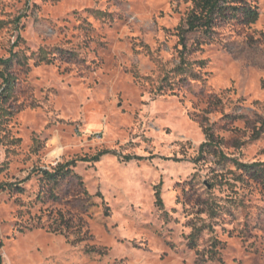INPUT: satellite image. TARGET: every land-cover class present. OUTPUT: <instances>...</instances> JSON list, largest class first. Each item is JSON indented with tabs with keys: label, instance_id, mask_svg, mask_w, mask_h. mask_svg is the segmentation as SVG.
<instances>
[{
	"label": "clouds",
	"instance_id": "9594fccd",
	"mask_svg": "<svg viewBox=\"0 0 264 264\" xmlns=\"http://www.w3.org/2000/svg\"><path fill=\"white\" fill-rule=\"evenodd\" d=\"M193 8L191 0H0V61H12L7 71L6 64L0 63V74L11 76L24 89V94L0 105L23 106L4 125L11 132L8 140H4L7 133L0 131V165H11L0 175V182L31 177L23 183L27 189L23 195L0 194V264H180L182 259H191L185 233L207 223L208 212L195 217V205H186L181 189L173 185L177 181L183 185L193 174L198 194L210 202L223 204L222 198L239 201L242 196L247 197L245 204L259 202L264 192L253 191L256 185L244 189L236 184L241 171L233 161H252L256 151L264 149V141L248 151L233 148L234 140H249L251 130L240 123L225 133L217 121L221 111H231L229 101L251 90V41L254 38L264 49V0H246L247 14L237 13L218 23L206 37L197 23L201 47L181 56L172 47L179 48L177 25L188 26ZM161 12L164 19H159ZM257 12L259 21L251 23ZM195 14L201 16V9ZM18 16L21 19L16 23ZM165 25L168 31L163 30ZM49 31L51 35L46 34ZM188 44L191 49V39ZM182 60L185 71L174 72ZM108 68L111 72L102 71ZM189 73L199 79L193 80ZM181 78L188 80L190 88H204L205 95L194 99L187 91L176 92ZM49 87L57 95L45 101ZM227 89H234L235 94ZM213 96H219L223 104L209 107ZM118 102L122 107H116ZM256 111L264 115V110ZM235 127L241 131H232ZM168 128L173 129L171 135H165ZM211 134L217 137L215 147L229 160L222 165L224 187L207 192L203 181L221 175L217 158L208 156L207 147L200 148L211 142ZM17 136L24 143L10 146L9 141ZM220 138L225 144H219ZM202 152L207 162H194ZM172 156L180 162L165 159ZM57 166L83 175L92 195L89 199L74 191L61 205L42 213L36 202L40 180L45 172L58 171ZM161 180L157 191L163 207L156 203L153 190ZM214 182L221 183L219 179ZM233 187L236 195L230 191ZM98 191L100 197L95 195ZM82 197L88 210L74 213L70 225L62 223L56 213H64L67 220L68 200ZM176 197L181 198L180 204L175 203ZM107 208L111 212L105 216ZM172 208L178 211L173 213ZM49 211L54 213L51 218ZM237 215L236 224L242 226V209ZM188 219H195L194 225L186 226ZM218 234L219 229L205 231L200 248L209 246V237L221 238ZM168 242L175 247H165ZM248 243L254 245L249 253L260 252L255 257L244 256L247 264L253 259L264 264V233H255ZM231 246L240 249L238 242ZM165 251L169 256L161 261ZM240 254L229 250L228 264ZM198 264H219V260L202 255Z\"/></svg>",
	"mask_w": 264,
	"mask_h": 264
},
{
	"label": "rangeland",
	"instance_id": "374dc122",
	"mask_svg": "<svg viewBox=\"0 0 264 264\" xmlns=\"http://www.w3.org/2000/svg\"><path fill=\"white\" fill-rule=\"evenodd\" d=\"M184 2L188 3L189 0H184ZM191 2L193 4V0H191ZM85 11H91V10L85 9ZM177 11H179V5H177ZM164 18H165V13L161 12L159 19H164ZM20 19H21V17H19V16L16 17V23H19ZM113 23H114V21H113ZM2 24H3V22H0V25H2ZM109 26L111 27V24ZM179 27H181V26L177 25V30ZM145 28L147 30H151L152 26L146 25ZM36 30L38 32L41 31V26L39 25V23L36 24ZM163 30L168 31V28L166 25L163 27ZM46 34L51 35L52 33L49 31ZM178 34H179V30H178ZM131 39H139V38L138 37H131ZM189 39L192 40L191 49L189 48V44H188ZM178 44H179V48H177V45H173L172 47L174 49H177V51L180 52L181 56H183L185 53H188L189 55H191L192 53L199 50L201 47L200 36L198 35V32L188 34V36H187L188 48H187V51H185V52H184V46L181 44V37L179 38ZM251 44L253 45V47H251V50H250V57H251L250 63H251V67L253 69V79H251L248 83V88H250L251 90L246 91L244 94L236 95V99L234 101H229V103L231 104V111H226L227 113H233V114L238 115V116L242 115L245 117V120H240L238 122H234L233 120H230V119L224 120L223 114L219 113L218 114L219 119L217 121V125L219 126V130L222 132H225V133L229 132L230 126H234V125H237L240 123L243 124L244 129H250L251 130V136H250L249 140L243 141V142H241L239 140H234L232 142V145H231L233 148H237V149L244 148L245 151L253 149L254 146L258 142L264 141V132L260 135V137L255 138L256 133H257L256 131H258L262 128L263 122H264V115H261L260 111H256V109L264 110V98H262V97H264V76H256L257 73L264 72V49L259 48V46L257 45V42L254 38L252 39ZM101 46H103V45H101ZM57 50L63 52V50H59V49H57ZM113 59H115V57ZM200 62H202V61H192L191 63L201 65ZM17 63H19V61H17ZM95 63L96 62L93 61L94 65H95ZM101 64L102 65L104 64L103 60L101 61ZM11 67L6 66V71H7V68H11ZM246 67H247V65H246ZM177 68L173 69V71L176 73H181V72L177 71ZM102 71L111 72V69L110 68L102 69ZM124 75H127V73L125 72ZM0 79H3V78L0 76ZM165 82H167V77H165ZM231 83L235 84L236 82L231 81ZM4 87H5V83L3 80V89H4ZM169 87H171V85H169ZM40 91L45 92V90L43 88H40ZM184 91H187L188 94L191 95L194 99H199L200 97H203L205 95V89L204 88H200L199 90H195L193 88H190L188 86V80L185 78H181V79H179V81L177 83L176 92L183 93ZM226 91L235 94L234 89H227ZM18 93L21 95L24 94V89L20 85H18L16 82L14 85L13 91L10 93L9 98L4 100V101H1L0 105L7 104L8 101L13 96L17 95ZM51 95H57V93L55 92V90L52 87H49L47 89V92H45L44 100L48 101L51 98ZM119 99H120V97L118 95V101H119ZM249 105H251V107H249ZM195 106L196 105L193 104V107H195ZM116 107L117 108L122 107V103L118 102L116 104ZM22 109H23V106L16 107L14 104H8L7 108L0 106V131H5L7 133L4 136V140H8L9 136H11V132L8 131L4 127V125L7 123H10L11 119L15 115H17L18 112L21 111ZM208 115L210 116L211 114H208ZM231 130L234 132L241 131V129L239 127L231 128ZM172 132H173V129H171V128L165 129V135H171ZM247 134L248 133L245 132V135H247ZM221 139H223V138H221ZM0 142H3V141H0ZM23 143H24V139L21 136H17L15 139L9 141V145L12 147L17 146V145H22ZM223 144H225L224 139H223L222 145ZM201 146L202 145H200V148H201ZM14 154H16V153H14ZM262 155H264V149H260V150L256 151V156H253L252 161L243 162V163H246V164L257 163V162L264 163V159H256L257 156H262ZM208 156L215 157L213 153L212 154L208 153ZM208 156H206L205 154L200 155L196 159V161H194V162H197V163L198 162H207ZM125 159H128V158L126 157ZM136 159L141 160V159H143V157L137 156ZM165 159H171L173 161V163H179L180 162L179 158L175 157V156L166 157ZM69 162H72V161H69ZM216 163H217V166L221 168V175L219 177L214 176L212 178V181H210L208 179H205L203 181V187L207 192H211L214 188H216L218 186L221 188L224 187V183L222 182L223 181L222 165H226L227 162L226 163L222 162V161H220L219 158H217ZM10 167H11V165L7 162L0 165V175H3V173ZM213 171H216V170L213 169ZM76 174L82 178L86 194L84 193L83 189H80L78 187V183L74 179H67L66 181L62 182L60 189L57 191L59 194V198H60L59 201L54 202L49 196H43L44 198L41 200V199H39V196L42 195L41 192H43L42 186H41L40 191L38 192V194L36 196V202L41 205V212L42 213L47 208H49L53 205H61L63 203L64 197L69 196L74 191L82 192L83 197H87L90 199L92 194L90 192H88L87 188L85 187L84 176L79 174V173H76ZM30 178H31L30 176L25 177L24 180L21 181L17 177H13V179L11 181L0 182V185L12 184L13 186H17V187L25 189V192H26L27 189L23 187V183ZM217 179H219L221 181V183H219V185H217V183L214 182ZM237 179H239V177L236 178V184L241 185L244 189L252 188V185L254 184V185H256V188L253 189V191L259 190L260 192H264V188L262 185L248 179L246 176H243L241 181H237ZM40 185H41V182H40ZM162 185H163V180H161V183L156 185L155 188L153 189L155 192V196L157 193V189H160L162 187ZM196 185H197L196 174H193L192 179L191 180H185L183 182V185H181L180 181H177L173 185V189L180 188L182 196L184 198V203L186 205L187 204L195 205V209H196L195 210V217L202 218L201 212L203 211L204 207L206 206L205 203H207L209 199H205L203 193L198 194V189H197ZM230 191L232 192L233 195L237 194L235 192L234 187L231 188ZM11 193L19 194V195L24 194V193L23 194L17 193L15 191H10V189H7L5 191L0 192V194H11ZM95 195L97 197H100L99 195H102V194L98 191L95 193ZM249 195H251V193H249ZM83 197L81 199L76 200L75 202L71 199L68 200L67 207L69 208V212L70 211H78L79 213H83V212H86L88 210V206L83 202ZM156 198H157V196H156ZM222 199H224V203L220 204L222 207V211H223L222 219H217L215 221L208 220L207 224L215 223L216 226L213 227V230H206L207 232L215 233L217 231V229H219L218 235L221 238H217L215 236L209 237L208 238L210 240L209 246L207 248H204V249L200 248L199 242L201 239H204V233L205 232L203 233L201 239L198 242V248L197 249H191L189 246V242H188V244L186 245L187 254L189 257H191V259H182L180 261V264H198L200 257L202 255H204V253L210 249L213 238L218 239L222 243V246H221L222 249L220 251L221 252L220 253L221 254V260H219V264H228V261L226 259V254L229 250L231 252H234V253L241 252L240 255H234L231 257V264H247V261L243 258L244 256L251 255L252 257H255V256L259 255V252H260L259 249H256L255 252L249 253L248 250L250 248H253L254 245L249 244L248 241L251 240L252 236L255 233H257V232L264 233V195L260 196L259 202H256V203L249 202L247 204H245V202H244L247 199L246 196H242L239 201L227 199V198H222ZM162 200H163V198H162ZM180 200H181L180 197H176L175 203L180 204ZM17 203H19V201H17ZM156 203H157V199H156ZM163 203H164V200H163ZM240 209H242V215H243V220H241L242 226L236 224V221L239 219V216L237 215V210H240ZM171 211L173 213H175L178 211V209L172 208ZM110 212H111V209L107 208L104 211V215L107 216ZM184 212L188 213L189 209L187 207H185ZM48 216H49V218L52 217L51 215H49V212H48ZM70 217H71V215L69 213L67 219H70ZM89 219H91V217H89ZM194 222H195V219H188L185 221V224H186V226H192V225H194ZM175 223L179 224L180 221L176 220ZM201 225H203V224H201ZM225 225H227V226H225ZM190 234L191 233H185L186 237H188ZM207 242L208 241H206V243ZM233 242H238L240 244V249L232 247L231 245ZM165 247L172 248V247H175V245L172 244L171 242H168L165 245ZM168 256H169V251L163 252V254L160 257L161 261L165 260V258ZM252 264H257L255 259H253Z\"/></svg>",
	"mask_w": 264,
	"mask_h": 264
},
{
	"label": "trees",
	"instance_id": "16d2710c",
	"mask_svg": "<svg viewBox=\"0 0 264 264\" xmlns=\"http://www.w3.org/2000/svg\"><path fill=\"white\" fill-rule=\"evenodd\" d=\"M193 11L188 16V26L186 28L179 27V35L181 37V44L184 46V52L187 51L188 45H187V36L190 33H196L199 32V28L197 27V23L200 24V26L204 29L203 34L205 36L208 35L209 32L213 30L214 27L217 26L218 23L223 22L227 19H229L232 16H235L237 13L244 12L247 14L250 9L246 8V0H193ZM201 9V16H196L195 10ZM207 13V16L204 17L203 14ZM259 21V13L257 12L255 14V17L250 21L251 23H257ZM0 63H5L6 66L11 67L12 61L9 60L7 62L0 61ZM186 63V61L182 60L181 65L178 66L177 71L183 73L185 71L183 65ZM203 62H200L202 64ZM189 67H191V64H189ZM191 75V78L193 80L199 79V76L194 73H189ZM0 76L3 78L5 87L3 91L0 93V102L4 101L9 98L10 93L14 89V85L16 83L15 79L11 76H3V74H0ZM223 104V100L220 99L219 96H213V98L209 101V107L216 106L219 107ZM221 114H223L224 120H233L234 122H238L240 120H245V117L242 115H235L233 113H227L226 111H221ZM208 114H211L210 112ZM256 137H260V135L264 132V122L263 126L260 130L256 131ZM210 143L205 146L202 144L201 149H207L209 150L208 153L214 154L215 157L219 158L222 162H228L229 157L224 156L223 152L219 151L215 145L217 143V137L214 134L210 135ZM219 144L222 145L223 139H219ZM204 153L202 152L201 155ZM95 159V157H94ZM74 161L69 162L70 165H74ZM234 164L238 166V170L241 171V175L239 176V179L237 181H241L243 176H246L248 179L259 183L264 188V163H251L246 164L242 163L240 161H233ZM58 171L54 173H44V176L41 178V186L43 192L42 195L39 196V199H43V196H49L54 202L59 201V194L58 190L61 187L62 182L66 181L67 179H74L78 183V187L80 189L84 190V193L86 194V191L84 189V183L82 178L77 175L76 173L72 172L71 168H68L65 170L64 166H57ZM45 186H47V193H45ZM7 189H10V191H15L17 193H24L25 189L10 185H0V192L5 191ZM101 196V195H99ZM157 203L161 207L164 206L161 192L157 191ZM206 206L204 207L202 214L207 211L208 212V220H217L222 219L223 211L220 204L215 203V201L208 200L207 203H205ZM71 217L70 219L65 220L64 219V213H56L60 216L61 222L70 225L72 222V215L74 213H79L78 211H70L69 212ZM54 213L52 211H49V215H53ZM217 224V223H216ZM216 226L215 223H204L199 228H193V231L188 236L189 238V246L191 249H197L198 248V242L201 239L203 233L206 230H213V227ZM222 243L218 239H212V244L210 246V249L204 253V255H207L208 260H221V249H222Z\"/></svg>",
	"mask_w": 264,
	"mask_h": 264
}]
</instances>
